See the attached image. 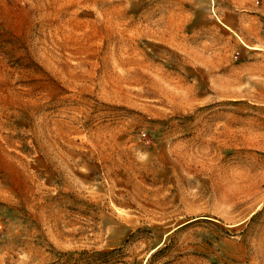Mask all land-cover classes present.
<instances>
[{"label": "rangeland", "instance_id": "rangeland-1", "mask_svg": "<svg viewBox=\"0 0 264 264\" xmlns=\"http://www.w3.org/2000/svg\"><path fill=\"white\" fill-rule=\"evenodd\" d=\"M0 264H264V0H0Z\"/></svg>", "mask_w": 264, "mask_h": 264}]
</instances>
